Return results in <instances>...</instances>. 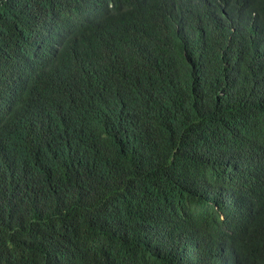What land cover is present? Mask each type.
I'll use <instances>...</instances> for the list:
<instances>
[{
	"label": "trees",
	"instance_id": "obj_1",
	"mask_svg": "<svg viewBox=\"0 0 264 264\" xmlns=\"http://www.w3.org/2000/svg\"><path fill=\"white\" fill-rule=\"evenodd\" d=\"M0 264H264V0H0Z\"/></svg>",
	"mask_w": 264,
	"mask_h": 264
}]
</instances>
